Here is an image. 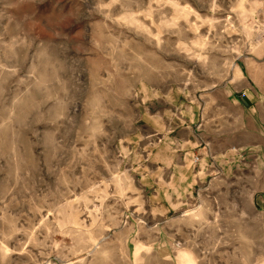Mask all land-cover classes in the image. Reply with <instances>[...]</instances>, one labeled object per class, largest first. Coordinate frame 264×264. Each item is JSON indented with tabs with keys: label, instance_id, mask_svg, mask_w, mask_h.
I'll use <instances>...</instances> for the list:
<instances>
[{
	"label": "rangeland",
	"instance_id": "obj_1",
	"mask_svg": "<svg viewBox=\"0 0 264 264\" xmlns=\"http://www.w3.org/2000/svg\"><path fill=\"white\" fill-rule=\"evenodd\" d=\"M186 105L230 166L157 212L149 132L192 127ZM247 107L264 109V0H0V264H264ZM152 221L167 261L141 241Z\"/></svg>",
	"mask_w": 264,
	"mask_h": 264
},
{
	"label": "crops",
	"instance_id": "obj_2",
	"mask_svg": "<svg viewBox=\"0 0 264 264\" xmlns=\"http://www.w3.org/2000/svg\"><path fill=\"white\" fill-rule=\"evenodd\" d=\"M199 113L193 105L184 106L182 119L193 126L175 129L171 136L165 131L163 124L151 126L150 137L161 134L164 135V139L154 143V146L150 148L149 161L146 162L149 169L145 172L151 179L153 178L156 184L153 186H158L152 191V198L157 199L161 196V199L165 201V203L151 204V210L165 213L182 207L186 199L197 193L199 182L208 180L214 174L217 164L223 168L224 172L227 164L229 165V161L221 159L220 154H216L215 147H206L199 141L201 133L195 129L196 123L200 119ZM156 118L161 120L162 117L156 115ZM240 128L249 133V140L245 142L246 146H249L250 143V146L259 150L263 156L260 158L261 161L260 159L257 161V164L264 178V109L245 108ZM177 139H181L183 142L180 147H175L172 144ZM208 149L212 151L210 155L207 153ZM200 154L199 160L195 161V156ZM173 196L177 197V200H181V205L178 207L173 206ZM257 196L259 205L264 209V188L257 193ZM160 225L161 222L152 221V224L146 228V233L142 235L141 241L146 245L159 243L155 258L158 261H167L172 253L165 247L166 243L161 240L163 237ZM156 228L159 230L157 231ZM157 232L159 236H156Z\"/></svg>",
	"mask_w": 264,
	"mask_h": 264
}]
</instances>
